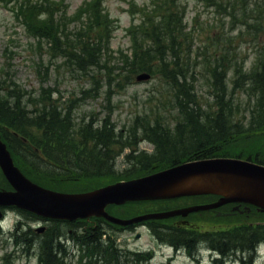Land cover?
Wrapping results in <instances>:
<instances>
[{"label": "trees", "instance_id": "1", "mask_svg": "<svg viewBox=\"0 0 264 264\" xmlns=\"http://www.w3.org/2000/svg\"><path fill=\"white\" fill-rule=\"evenodd\" d=\"M206 1L227 14L231 30L240 28L235 35L228 29L232 36L219 51L210 52L216 38H211L209 46L207 41L195 44V35L185 24L182 0H152V10L142 9L141 24L130 30L131 54L112 51L117 26L100 0L85 3L71 19L63 3L54 0H25L18 6V18L41 48L45 44L50 64L57 70L65 68L71 79L82 77L90 83L69 95L59 88L30 91L26 100L15 92L16 87L11 89L14 83L5 87L7 92L0 84V131L23 172L45 187L52 188L53 183L87 192L195 159L232 157L264 165V45L250 68L241 51L248 40L264 38V0L251 7L244 0L242 10L234 0L227 4ZM72 19L78 23L73 29ZM233 45L237 48L232 50ZM144 72L164 81L169 103L163 104L162 113L146 111L119 127L111 117L112 98ZM199 77L206 81L207 95L197 88ZM103 85L106 118L94 111L82 113L80 103L98 98ZM142 140L155 150H140ZM123 155L128 162L119 173L121 165L116 161ZM137 209L129 206L128 213ZM231 209L232 205L222 207L224 213ZM223 218L231 229L210 233L155 223L150 228L159 240L176 248L206 244L233 260L241 257L238 254H254L264 241V215L253 207L250 214ZM62 223L48 227L45 235L31 228L20 233L19 224L15 238L27 255L38 246V264H64L69 256L65 239L78 246L81 264H150L152 260L151 252L121 246L110 231L120 227L102 218Z\"/></svg>", "mask_w": 264, "mask_h": 264}, {"label": "rangeland", "instance_id": "2", "mask_svg": "<svg viewBox=\"0 0 264 264\" xmlns=\"http://www.w3.org/2000/svg\"><path fill=\"white\" fill-rule=\"evenodd\" d=\"M85 1L86 0H66L65 3L68 12H65V14L70 17ZM243 1L244 0H235L238 10H242L246 6L243 4ZM256 1L258 0H251L247 7H251ZM130 2L131 0H104V8L109 12L112 18L119 21L118 24L116 23L117 30L111 42L112 51L116 52L123 49L130 52L131 41L127 36V29L132 25L133 20V15L129 12ZM133 2L142 10V6L148 5L150 0H133ZM182 4L185 5L186 8L185 24H187V30H190L191 27L194 29L196 38L195 44L200 45L203 44L204 41H210L211 38H216L215 47L210 49V52L222 49V44H224L227 38L232 36L230 33H227L228 29L233 32L234 35L238 34L240 30V28L231 30V19L226 16L227 14H222V12L219 13L221 10L219 11L216 7H207L203 3V0H182ZM12 10V7L0 3V68L2 65H5L7 70L5 73L0 71V80H2L0 84L4 83L2 85V87H4V89H2L4 92H7L6 86L14 83L16 86L12 85L13 88L11 89L16 87L15 92L21 93L22 100H26L31 96L30 91L37 92L42 88H59L64 94L69 95L74 92H79L80 89L90 84L89 81L82 77L78 79L69 78L66 69L63 67L57 70L54 66L50 65L48 55L44 53L43 48H40L34 39L26 34L24 27L18 23L15 13ZM136 15L137 23H139L138 18L140 13L136 12ZM263 39L252 38V42L248 40L242 45L241 51L244 57L246 56V68L253 65L258 50L264 45ZM234 48H237V46L233 45V47H231L232 50ZM39 64L41 66L44 64V66L40 69L38 68ZM39 71H41V73H39ZM163 83L164 81L161 78H155L142 83H137L135 81L134 84L128 85L126 88L122 89V91L116 93L112 98L111 106V109H113V122L117 126L122 127L136 116L138 117V114L142 115L146 111L156 110L157 113H162L165 110L163 104L169 103L168 98L170 97V93L167 91L168 88ZM197 88L201 95H207L206 81L201 77L198 78ZM104 90L105 85L102 86L101 95L98 98L80 103L79 109L81 112L88 114L94 111L99 115L105 114ZM35 94L36 93H32V95ZM243 108H245V105H243L242 109ZM168 119H171V117ZM249 145L252 144H247V147H249ZM255 145L256 144H254V146ZM139 147L140 150H145L150 153L154 149L152 144L143 141L140 142ZM127 162L128 159L124 157V155L118 157L116 164L121 165L119 173H122V170L126 169ZM111 178L112 177H110V179ZM51 187L50 189L61 192L77 193V191H79L78 189L74 190L69 187L56 186L53 183H51ZM7 188V181L3 180L0 174V189ZM202 203L205 202L190 201L188 199H181L168 203L150 202L138 207L136 206L138 208L137 211L126 215H121L128 211L126 207L116 208L114 212L119 214V217L126 218L143 213L168 211ZM258 213L264 215V212L258 211ZM20 218L23 220L22 217ZM171 219L172 220H167L164 226L170 223H179L183 220H188L189 223L197 225L200 231H208L210 233H212V231L209 230L222 229V227H227L230 224L228 219L223 217L218 218L217 213L211 211L201 212L200 214L193 215L191 218L182 219L181 217H176ZM15 220V214H8L5 218L6 225L13 226ZM23 221L28 223V225L26 226L24 224L22 228L29 226L37 228L40 226V223L30 219H24ZM110 231L111 233L118 234V241L125 247L141 251L153 250L155 259L152 264H206V262H201V260H199L200 263L193 260L196 259V254L192 249L188 251V253L193 259L187 255V252L185 255H175L168 247L160 249L159 243L150 234L147 227L139 226L138 229L135 230H116L112 228ZM137 234H140L139 239L136 238ZM65 242L70 245V247H68L69 254H73L74 250L72 249V243L66 240ZM198 245L207 246L206 244L200 243ZM198 245L195 247L197 248ZM21 248L23 247L21 246L20 249H17L13 240L5 239L0 235V264H3L1 258L5 254L14 252V264H37L36 258L33 255L25 256ZM32 252H35V250H32ZM76 252L77 247H75V253ZM171 256L174 257L173 261H170ZM72 258L75 259V262L72 264H78L77 258ZM67 259L68 257L65 260ZM210 259L211 258H205L206 261H210ZM227 263L230 262L228 261ZM215 264H222V262L218 261ZM253 264H264V247L261 250L260 257H257Z\"/></svg>", "mask_w": 264, "mask_h": 264}, {"label": "water", "instance_id": "3", "mask_svg": "<svg viewBox=\"0 0 264 264\" xmlns=\"http://www.w3.org/2000/svg\"><path fill=\"white\" fill-rule=\"evenodd\" d=\"M149 75L137 77L148 80ZM0 167L13 191H0V206H18L38 215L73 221L92 216L104 217L120 224L131 225L148 219L187 216L190 213L217 209L226 204H246L264 212V165L235 158L197 160L174 166L139 179L119 182L103 188L77 194L59 193L43 188L25 177L15 166L6 145L0 138ZM207 179V186L176 191L175 187L192 178ZM209 180V181H208ZM218 194L220 199L212 204L194 206L164 213H156L121 220L108 215L106 207L128 201H145ZM235 207L234 210H237ZM250 210L249 207H247Z\"/></svg>", "mask_w": 264, "mask_h": 264}, {"label": "bare ground", "instance_id": "4", "mask_svg": "<svg viewBox=\"0 0 264 264\" xmlns=\"http://www.w3.org/2000/svg\"><path fill=\"white\" fill-rule=\"evenodd\" d=\"M206 180L207 179L201 178V177L188 179V180H185V181L179 183L175 187L174 190L179 191V190H184V189H196V188H200L203 186H207L210 182H208L207 184H204V182Z\"/></svg>", "mask_w": 264, "mask_h": 264}, {"label": "flooded vegetation", "instance_id": "5", "mask_svg": "<svg viewBox=\"0 0 264 264\" xmlns=\"http://www.w3.org/2000/svg\"><path fill=\"white\" fill-rule=\"evenodd\" d=\"M43 221L45 222V224H47V225L49 226V225H50V223H49V222H51V223H52L54 220H50V221H45V220H43ZM46 230H47V228H46ZM46 230H45V231H46ZM45 231H44V232H45Z\"/></svg>", "mask_w": 264, "mask_h": 264}]
</instances>
